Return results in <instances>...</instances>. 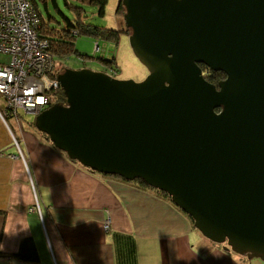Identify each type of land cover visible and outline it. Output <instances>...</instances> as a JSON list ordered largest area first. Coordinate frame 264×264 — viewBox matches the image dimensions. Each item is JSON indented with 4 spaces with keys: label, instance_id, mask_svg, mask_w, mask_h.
Wrapping results in <instances>:
<instances>
[{
    "label": "water",
    "instance_id": "95a60500",
    "mask_svg": "<svg viewBox=\"0 0 264 264\" xmlns=\"http://www.w3.org/2000/svg\"><path fill=\"white\" fill-rule=\"evenodd\" d=\"M141 82L66 69L35 129L70 160L165 193L200 234L264 262V0H120ZM200 65L221 72L216 85Z\"/></svg>",
    "mask_w": 264,
    "mask_h": 264
},
{
    "label": "crops",
    "instance_id": "0c3cea01",
    "mask_svg": "<svg viewBox=\"0 0 264 264\" xmlns=\"http://www.w3.org/2000/svg\"><path fill=\"white\" fill-rule=\"evenodd\" d=\"M8 120L0 119V264H248L205 239L168 198L92 172L30 124Z\"/></svg>",
    "mask_w": 264,
    "mask_h": 264
},
{
    "label": "built area",
    "instance_id": "2783aa9c",
    "mask_svg": "<svg viewBox=\"0 0 264 264\" xmlns=\"http://www.w3.org/2000/svg\"><path fill=\"white\" fill-rule=\"evenodd\" d=\"M39 27L30 0H0V119L6 125L19 110L39 115L61 92L54 57L39 37Z\"/></svg>",
    "mask_w": 264,
    "mask_h": 264
},
{
    "label": "rangeland",
    "instance_id": "374dc122",
    "mask_svg": "<svg viewBox=\"0 0 264 264\" xmlns=\"http://www.w3.org/2000/svg\"><path fill=\"white\" fill-rule=\"evenodd\" d=\"M68 1H72L71 3H73V0ZM119 1L120 0H108L103 16L98 15L96 7H92L88 4L83 5L85 15L87 16L85 19L87 23L104 27L106 29L121 31V33L116 42L88 35L76 37V39L72 40L76 53L74 52L64 56L53 55L54 65L59 74L66 69H89L95 72H103L108 75L112 74L114 75L113 78L117 80H133L135 82H141L145 79L147 71L134 57L129 46L128 35L122 32L126 29V26L122 16L119 15L120 13H117ZM35 2L37 10L40 15H42V18L46 17L42 3L38 0H35ZM57 4L61 12H63L68 18H72L71 14L65 8L64 0H57ZM73 4L77 7H80L81 5L76 3ZM48 12L53 19L51 26H49L50 28L59 30L60 28L65 27L61 15L56 13L51 4L48 5ZM96 45L98 46V51L95 52L94 48ZM0 59H4V57L0 55ZM51 100L53 104L57 102L55 96L51 97ZM16 118L21 121L23 126L30 124L31 128L35 129V117L33 115L24 114L19 110ZM14 119L15 118H13V120ZM9 121L10 120H8V122ZM231 254L239 257L235 253L231 252ZM244 261L248 264H264V262L259 259L248 260L245 258Z\"/></svg>",
    "mask_w": 264,
    "mask_h": 264
},
{
    "label": "trees",
    "instance_id": "16d2710c",
    "mask_svg": "<svg viewBox=\"0 0 264 264\" xmlns=\"http://www.w3.org/2000/svg\"><path fill=\"white\" fill-rule=\"evenodd\" d=\"M30 1L33 4L37 12V15L40 19V27L38 29V35L43 40H46L48 44L47 50L48 52H50L51 55L64 56L70 53H74L75 50H74V45L72 44L73 42L72 40L76 39V37H79L81 35H88L92 37H98L103 40H110V41L116 42L119 38V34L121 33V31H116L113 29H106L104 27H99L91 23H87L85 21L87 16L85 15L83 5L88 4L92 7H96L98 11V15L103 16L108 0H73V3H76L78 5L81 4L80 7L75 6L73 3H71L72 1L64 0L65 8L71 14L72 18H68L63 12H61V10L58 7L57 0H38L42 3L45 9L46 17L42 18V15H40V13L37 10V5H36L35 0H30ZM49 4L53 6V9L56 11V13L61 15L62 22L65 27L60 28L59 30L49 27L51 26V23L53 21L51 15L48 12ZM117 13L118 14L120 13L119 15L122 16L123 18V8L121 6L120 1L118 2ZM122 32L126 33L127 35L129 33L127 28ZM200 69L202 71L203 77L211 84H217L220 80H223L225 78L223 73L213 72L207 67H205L204 65H200ZM55 97L57 98V102L58 101L64 102V96H63L62 91L59 92V94ZM51 105H53L52 100L50 102V106ZM42 135L45 137V139L48 140L46 135L44 134ZM72 162H75V161H72ZM113 177H117V176H113ZM119 179L122 180L121 178ZM125 182L132 183L138 186H142L149 190H153L157 192L158 194H160L161 196H164L170 200V198L165 193L157 191L151 187H148L140 180H134L130 182L125 181Z\"/></svg>",
    "mask_w": 264,
    "mask_h": 264
},
{
    "label": "flooded vegetation",
    "instance_id": "af4514ba",
    "mask_svg": "<svg viewBox=\"0 0 264 264\" xmlns=\"http://www.w3.org/2000/svg\"><path fill=\"white\" fill-rule=\"evenodd\" d=\"M225 79V78H224ZM221 81V80H220ZM214 85H216V84H214ZM58 102H61V101H58ZM58 102H56V103H58ZM245 259V258H244Z\"/></svg>",
    "mask_w": 264,
    "mask_h": 264
},
{
    "label": "clouds",
    "instance_id": "9594fccd",
    "mask_svg": "<svg viewBox=\"0 0 264 264\" xmlns=\"http://www.w3.org/2000/svg\"><path fill=\"white\" fill-rule=\"evenodd\" d=\"M0 251H3V249H0Z\"/></svg>",
    "mask_w": 264,
    "mask_h": 264
}]
</instances>
